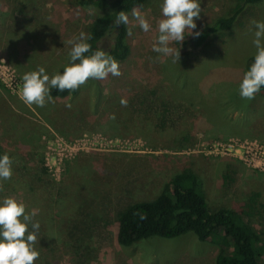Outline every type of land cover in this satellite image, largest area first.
Instances as JSON below:
<instances>
[{
  "label": "rangeland",
  "instance_id": "374dc122",
  "mask_svg": "<svg viewBox=\"0 0 264 264\" xmlns=\"http://www.w3.org/2000/svg\"><path fill=\"white\" fill-rule=\"evenodd\" d=\"M236 1L199 0L193 32H206ZM160 3L147 0L137 8L152 25L148 32L128 13L130 54L119 76L89 78L76 94L37 107L22 101L23 73L38 66L50 75L62 71L67 42L88 34L98 13L76 0H0V154L12 158V176L0 179V199L11 196L42 217L49 246L36 248L41 260L34 264H75L67 223L86 214L99 219L87 264H214L219 248L191 235L130 249L115 242L116 213L153 198L184 168L200 174L212 211L237 208L254 192L264 207V95H239L256 53L252 22L264 21V1L199 47L186 29L185 40L170 45L180 50L176 62L152 51ZM101 46L107 50L111 36ZM41 159L49 177L32 185L27 167L39 168ZM252 215L264 238V208Z\"/></svg>",
  "mask_w": 264,
  "mask_h": 264
},
{
  "label": "trees",
  "instance_id": "16d2710c",
  "mask_svg": "<svg viewBox=\"0 0 264 264\" xmlns=\"http://www.w3.org/2000/svg\"><path fill=\"white\" fill-rule=\"evenodd\" d=\"M146 1L76 0L78 6L98 13L88 27L91 39L87 42L91 45V49L85 55H91L95 50L101 49L113 56L119 64L126 61L130 54L126 42V27L115 26L113 21L119 11L124 10L129 13L133 8L143 6ZM263 1L237 0L226 15L218 17L207 27L206 32L201 33L194 46L199 47L209 34L216 37L230 30L245 8L254 7ZM109 36H111V46L105 50L101 43ZM254 56L249 58L248 68ZM79 89L80 86L62 92L52 89L51 95L54 99L66 98L76 94ZM257 93L264 95V87H261ZM139 100L141 105L145 104V99ZM181 141H186V137ZM182 147H185V144L181 143L180 148ZM27 168L30 169L29 177L33 178L32 185L37 186L43 177H49L47 169L43 167L42 159L39 168L29 166ZM223 178L229 179L225 175ZM259 196L258 192H254L237 208L227 206L212 211L208 206L204 181L200 174L196 170L184 168L164 182L153 198L127 204L116 213L115 242L121 249H130L145 241L172 240L191 235L199 242L219 248L214 264H264V238L262 232L252 224V214L257 213L258 207L264 208L258 203ZM41 218L34 216V220ZM98 220L97 216L86 214L79 219L74 217L67 223H72L66 236L71 240L68 248H72L75 264H87L85 260H87V252H91L90 238L93 237L92 225ZM48 242V235L40 224L35 249L47 248ZM44 258L49 259L46 256Z\"/></svg>",
  "mask_w": 264,
  "mask_h": 264
},
{
  "label": "clouds",
  "instance_id": "9594fccd",
  "mask_svg": "<svg viewBox=\"0 0 264 264\" xmlns=\"http://www.w3.org/2000/svg\"><path fill=\"white\" fill-rule=\"evenodd\" d=\"M200 12L199 0H161V18L156 25L158 36L152 45V51L170 57L172 62L180 59V50L170 46L171 42L184 41L186 29L190 30L188 36L201 35L199 31L193 32ZM131 17L143 32L151 29L152 25L137 8L132 9ZM113 23L115 26L128 25L129 14L124 10L119 11ZM252 23L255 28L252 44L256 53L239 84V95L247 99H252L264 87V21ZM127 34L132 35L131 29H128ZM90 39V34L81 31L78 37L67 42L70 45L68 63L62 71L50 75L45 67L38 66L35 70L24 72L20 88L23 103L44 107L46 103L54 102L52 89L61 92L66 89L74 90L89 78L102 80L109 73L119 76V62L105 51L97 49L91 55H85L91 49L87 42ZM121 103L126 101L122 100ZM11 176L12 158L7 153L0 154V179L7 180ZM34 215V211L27 212L26 206L11 196L0 199V264H34L39 257L35 243L40 223L34 220Z\"/></svg>",
  "mask_w": 264,
  "mask_h": 264
}]
</instances>
